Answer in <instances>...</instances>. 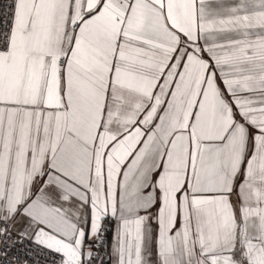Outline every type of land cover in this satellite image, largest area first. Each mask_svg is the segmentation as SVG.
I'll use <instances>...</instances> for the list:
<instances>
[{
	"label": "snow or ice",
	"instance_id": "1",
	"mask_svg": "<svg viewBox=\"0 0 264 264\" xmlns=\"http://www.w3.org/2000/svg\"><path fill=\"white\" fill-rule=\"evenodd\" d=\"M0 264H264V0H0Z\"/></svg>",
	"mask_w": 264,
	"mask_h": 264
}]
</instances>
